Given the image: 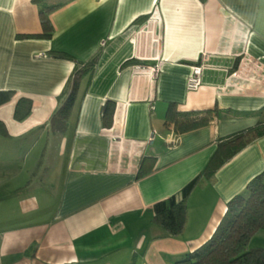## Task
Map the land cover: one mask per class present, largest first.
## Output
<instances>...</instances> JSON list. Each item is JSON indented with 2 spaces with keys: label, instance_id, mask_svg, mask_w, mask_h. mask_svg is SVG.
<instances>
[{
  "label": "crops",
  "instance_id": "1",
  "mask_svg": "<svg viewBox=\"0 0 264 264\" xmlns=\"http://www.w3.org/2000/svg\"><path fill=\"white\" fill-rule=\"evenodd\" d=\"M54 6L46 40L38 13ZM77 71L74 105L54 133L50 118ZM0 91L13 93L0 106V264H176L264 171L260 138L191 193L180 237L160 238L151 222L153 205L202 173L224 140L264 122V0H0ZM19 99L32 102L21 122ZM170 108L211 120L180 134L165 125Z\"/></svg>",
  "mask_w": 264,
  "mask_h": 264
},
{
  "label": "trees",
  "instance_id": "2",
  "mask_svg": "<svg viewBox=\"0 0 264 264\" xmlns=\"http://www.w3.org/2000/svg\"><path fill=\"white\" fill-rule=\"evenodd\" d=\"M54 7H41L38 13L43 39H50L52 26L50 14L57 9ZM140 20H138L139 22ZM55 58L73 60L67 54L56 53ZM94 60L86 66H92ZM77 71L68 81L67 96L63 105L51 116L49 126L54 133H63L67 118L75 102L80 74ZM13 93L0 91V106L11 101ZM32 109V102L28 99H19L16 103L13 118L21 122L28 117ZM114 106L106 103L102 108V124L109 128L112 124ZM211 120L210 115L202 118L193 117L191 114L173 113L170 108L167 112L165 125H173L177 133H186L207 125ZM4 131L0 125V134ZM264 138V122L254 128L239 132L224 140L216 149L215 154L208 162L202 173L188 182L177 194L157 202L153 205L151 222L161 231L160 238L180 237L187 223V201L191 193L204 180L211 179L215 173L236 154L252 142ZM143 176L139 172L138 178ZM264 231V171L253 178L244 191L232 198L226 212L217 226L212 237L207 243L191 254H187L176 264H264V249H248L251 238L258 232Z\"/></svg>",
  "mask_w": 264,
  "mask_h": 264
},
{
  "label": "built area",
  "instance_id": "3",
  "mask_svg": "<svg viewBox=\"0 0 264 264\" xmlns=\"http://www.w3.org/2000/svg\"><path fill=\"white\" fill-rule=\"evenodd\" d=\"M207 58L208 56L203 54L201 64L192 66L190 68V74L186 79V90L187 91L189 92L196 91L200 87L202 71L204 70V68H206ZM134 69L137 72L148 73L149 75H152V76L156 75L159 72V66L147 67V68L135 66ZM152 109L153 108H151V110ZM153 138H154V133L151 134L150 138L148 139V143H151L153 141Z\"/></svg>",
  "mask_w": 264,
  "mask_h": 264
},
{
  "label": "rangeland",
  "instance_id": "4",
  "mask_svg": "<svg viewBox=\"0 0 264 264\" xmlns=\"http://www.w3.org/2000/svg\"><path fill=\"white\" fill-rule=\"evenodd\" d=\"M53 154L50 156V159H52ZM49 167L48 163L46 162L44 165V169L46 168V172L44 175H46L48 173L47 168ZM54 167V166H53ZM54 170V168H52ZM43 173H39L36 175H42ZM35 175V174H34ZM46 179V178H45ZM248 249H257V248H262L264 249V231H260L258 233H256L251 240L249 241L248 245H247Z\"/></svg>",
  "mask_w": 264,
  "mask_h": 264
}]
</instances>
